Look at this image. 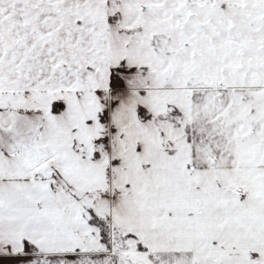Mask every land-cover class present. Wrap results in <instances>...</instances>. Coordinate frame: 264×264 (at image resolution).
<instances>
[{
	"label": "snow or ice",
	"instance_id": "6c2138e0",
	"mask_svg": "<svg viewBox=\"0 0 264 264\" xmlns=\"http://www.w3.org/2000/svg\"><path fill=\"white\" fill-rule=\"evenodd\" d=\"M0 264H264V0H0Z\"/></svg>",
	"mask_w": 264,
	"mask_h": 264
}]
</instances>
